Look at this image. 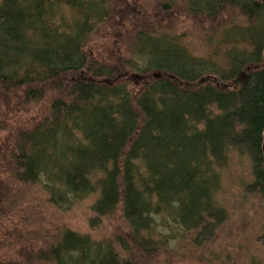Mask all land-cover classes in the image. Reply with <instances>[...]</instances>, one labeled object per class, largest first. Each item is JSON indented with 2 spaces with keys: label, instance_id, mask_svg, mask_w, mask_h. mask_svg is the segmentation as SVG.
<instances>
[{
  "label": "trees",
  "instance_id": "16d2710c",
  "mask_svg": "<svg viewBox=\"0 0 264 264\" xmlns=\"http://www.w3.org/2000/svg\"><path fill=\"white\" fill-rule=\"evenodd\" d=\"M109 1L0 0V93L20 92L24 112L49 88L59 94L0 148V168L6 162L14 183L39 187L60 211L89 197L96 218L119 209L128 230L94 240L64 228L17 263L202 255L227 220L224 184L237 171L264 207V0H159L213 29L204 55L137 29L123 60L134 89L84 51Z\"/></svg>",
  "mask_w": 264,
  "mask_h": 264
},
{
  "label": "rangeland",
  "instance_id": "374dc122",
  "mask_svg": "<svg viewBox=\"0 0 264 264\" xmlns=\"http://www.w3.org/2000/svg\"><path fill=\"white\" fill-rule=\"evenodd\" d=\"M109 2L110 16L89 36L84 51L89 57L112 66L121 81L131 82L130 88H137L132 82L135 77L124 67L123 60L130 59L128 50L139 28L170 33L181 39V43L195 55L205 54L204 38L213 29L214 22L192 18L179 5L163 11L159 0ZM227 16L225 14L223 18ZM139 80L137 77L138 87ZM57 95L55 90L49 88L44 99L37 104H28V111L24 112L26 105L21 104L20 92L0 93V148L11 144L10 139L20 128L26 129L37 118L38 121L40 114L46 113L50 101ZM4 164L6 162L2 161L0 168V264L26 260L30 253L42 246V241H50L64 228L89 235L94 240H112L127 234V226L119 209L110 217L96 218L90 209L94 197H89L69 210L60 211L48 203L39 187L14 183L10 168ZM243 173L237 171L225 180L222 200L228 211L227 220L202 255L200 251L190 252L191 256H187L186 261L179 257L181 261L177 263H171L163 256H154L145 264H201L203 255L205 258L216 257L215 264H220L221 258L224 260L222 264H259L261 261L264 264V207L255 195L240 185L245 177Z\"/></svg>",
  "mask_w": 264,
  "mask_h": 264
}]
</instances>
